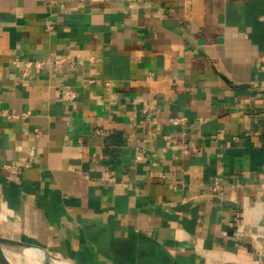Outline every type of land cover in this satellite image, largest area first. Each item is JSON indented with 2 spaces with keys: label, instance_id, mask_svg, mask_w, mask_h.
Instances as JSON below:
<instances>
[{
  "label": "crops",
  "instance_id": "obj_1",
  "mask_svg": "<svg viewBox=\"0 0 264 264\" xmlns=\"http://www.w3.org/2000/svg\"><path fill=\"white\" fill-rule=\"evenodd\" d=\"M0 234L264 264V0H0Z\"/></svg>",
  "mask_w": 264,
  "mask_h": 264
},
{
  "label": "water",
  "instance_id": "obj_2",
  "mask_svg": "<svg viewBox=\"0 0 264 264\" xmlns=\"http://www.w3.org/2000/svg\"><path fill=\"white\" fill-rule=\"evenodd\" d=\"M17 255L31 260L33 264H72L39 245L0 234V264H17Z\"/></svg>",
  "mask_w": 264,
  "mask_h": 264
},
{
  "label": "built area",
  "instance_id": "obj_3",
  "mask_svg": "<svg viewBox=\"0 0 264 264\" xmlns=\"http://www.w3.org/2000/svg\"><path fill=\"white\" fill-rule=\"evenodd\" d=\"M70 62V57L68 55H63L57 59L54 60V66L56 69H60L62 67H64L65 65H67V63ZM64 97L66 100H73L75 97V92L71 89H67L64 92ZM174 123H180V122H185L186 118L185 117H176L173 119ZM220 188L218 181L216 180L215 186H214V190L218 191Z\"/></svg>",
  "mask_w": 264,
  "mask_h": 264
},
{
  "label": "bare ground",
  "instance_id": "obj_4",
  "mask_svg": "<svg viewBox=\"0 0 264 264\" xmlns=\"http://www.w3.org/2000/svg\"><path fill=\"white\" fill-rule=\"evenodd\" d=\"M17 264H33L31 260L23 258L19 255L16 256Z\"/></svg>",
  "mask_w": 264,
  "mask_h": 264
}]
</instances>
